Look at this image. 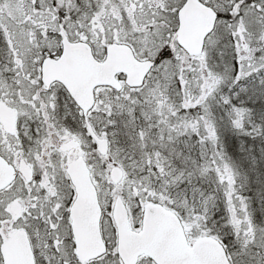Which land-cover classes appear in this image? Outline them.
Instances as JSON below:
<instances>
[{"label": "snow or ice", "instance_id": "6c2138e0", "mask_svg": "<svg viewBox=\"0 0 264 264\" xmlns=\"http://www.w3.org/2000/svg\"><path fill=\"white\" fill-rule=\"evenodd\" d=\"M245 98L264 0H0V264H264Z\"/></svg>", "mask_w": 264, "mask_h": 264}, {"label": "trees", "instance_id": "16d2710c", "mask_svg": "<svg viewBox=\"0 0 264 264\" xmlns=\"http://www.w3.org/2000/svg\"><path fill=\"white\" fill-rule=\"evenodd\" d=\"M249 106H252V105H260L261 103H263V101H260V102H256V103H253V102H246ZM223 136H224V139H225V143H226V146L229 148V151H230V154H231V150H232V143L234 142L235 144V151L237 153H239L241 151V145L243 144V146H248V147H251L253 148V150L255 152H260V146L263 144L264 145V141H261L259 138H257L256 140V143L253 144V145H249L248 144V141L251 140L252 138L251 137H243L237 133H234V132H229L227 131L226 133H223ZM240 149V151H239Z\"/></svg>", "mask_w": 264, "mask_h": 264}, {"label": "rangeland", "instance_id": "374dc122", "mask_svg": "<svg viewBox=\"0 0 264 264\" xmlns=\"http://www.w3.org/2000/svg\"><path fill=\"white\" fill-rule=\"evenodd\" d=\"M260 101H263V103H261L257 107H259L261 105H264V99L253 98L252 100H247V98H245V102H253V103H256V102H260ZM226 132L227 131H224V133H226ZM229 132H231V131H229ZM232 144H234V142ZM262 147H264L263 144L260 146V151H261ZM242 148H248V146H243V144H242L241 145V150H242ZM251 149L253 150V148H251ZM239 151H240V149H239ZM246 194L249 195V196H251L253 198L252 207L255 210L256 219L258 221H264V207H262V204H264V202H262V200H261V196L264 195V194H262L258 189H254V188H250L246 192Z\"/></svg>", "mask_w": 264, "mask_h": 264}]
</instances>
